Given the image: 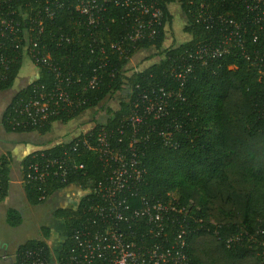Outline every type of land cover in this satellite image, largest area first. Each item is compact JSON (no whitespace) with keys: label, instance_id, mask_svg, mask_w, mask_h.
I'll list each match as a JSON object with an SVG mask.
<instances>
[{"label":"trees","instance_id":"trees-1","mask_svg":"<svg viewBox=\"0 0 264 264\" xmlns=\"http://www.w3.org/2000/svg\"><path fill=\"white\" fill-rule=\"evenodd\" d=\"M99 1L102 9L93 12L92 22L75 9V0L51 1L54 14L43 18L41 31L33 21L38 10L44 15L42 0L3 3L4 9L22 21L21 26H27L26 39L37 41L36 49L53 58L66 92L85 101L78 107L61 110L41 126L13 128L14 107L19 99L32 94L35 87L44 85L50 89L55 83V74L49 67L36 65V78L21 86L6 105L2 114L4 129L44 134L50 131L52 122L66 123L97 106L106 96L122 93L118 106L107 108L106 116L89 132H110L114 145L122 147L132 141L144 170L141 193L154 200L175 195L191 215L201 219L184 234L191 264H264V23L256 22V10L248 9L253 1L155 0L162 11L160 24L153 23L134 39L127 36H133L135 18L142 15L141 11H128L114 0ZM202 2L214 14H221L224 24L207 26L198 16L204 10ZM175 3L183 16L182 31L188 38L163 47L165 26L171 22V5ZM141 19L146 22L144 15ZM233 22L240 25L243 44H237L238 38L229 34L226 52L217 56L209 52L198 58L195 50L219 44L224 33L234 28ZM61 36L69 41L57 44ZM12 39L0 34V53L8 59L0 70V91L14 84L24 58L30 59V50L23 48L24 41ZM114 43H119L118 49L111 47ZM149 48H154L159 58L127 75L124 67L128 60L137 51ZM93 76L95 84L90 86ZM144 94L154 102H162L163 110L155 117V106V111L140 123L132 124L128 118L142 115L148 104ZM86 136L87 133L79 134L81 139ZM70 144H56L49 150H62ZM28 154L21 161L23 179ZM77 159L84 162V173L47 188L48 194L55 189L78 190L69 206H58L54 212L64 230L59 258L65 250L66 236L84 217L82 206L93 183L104 174L94 152L86 151ZM8 163L2 155L0 201L8 190ZM24 188L31 204L43 202L32 184ZM18 217L14 212L9 214L12 223ZM172 228L179 232L184 229L179 225ZM233 234H239L241 240L227 247L224 240ZM47 236L48 229L44 228L43 237ZM33 246L43 248L45 264H50V248L43 239L20 246L16 264H26L21 253Z\"/></svg>","mask_w":264,"mask_h":264},{"label":"built area","instance_id":"built-area-1","mask_svg":"<svg viewBox=\"0 0 264 264\" xmlns=\"http://www.w3.org/2000/svg\"><path fill=\"white\" fill-rule=\"evenodd\" d=\"M51 1L58 2L42 0L44 15L40 10L35 14L36 20L33 22L39 31L42 29L43 18H51L54 14V8L49 6ZM114 1L128 8V11H141L146 17V22H143L142 15L136 16L134 34L127 37H141L153 23L160 24L162 11L155 5V0ZM252 1L253 4L248 9L256 10V22L264 23V0ZM5 2L6 0H0V34L9 39L23 40V48L30 50V62L34 68L36 65L47 66L55 74V83L50 89H45L44 85L35 87L32 94L19 99L14 107L12 127L41 126L61 110L78 107L85 101L73 98L66 92L62 86L60 69L53 63V58L36 49L37 41L26 39L27 26H21L22 21L12 15V11L4 9ZM75 2V9L87 16L89 22L94 20L93 12L102 9L99 0ZM200 7L204 10L198 16L207 22V26L212 28L216 24H224L225 19L221 14H214L203 2ZM233 27L228 33H224L219 44L213 47L204 45L195 50V54H199L198 58L209 52L213 56L226 52L231 39L229 34H234L235 39L238 38L237 44L242 45L243 40L238 32L239 23L233 22ZM61 41L68 42L69 38L61 36L57 44ZM111 47L118 49L119 43L111 44ZM7 63L8 59L0 53V70L1 67H6ZM95 78L93 76L90 79V86L95 84ZM68 79L69 77H65L64 80ZM143 98L148 104L144 107L142 115L133 114L128 118L132 124L140 123L145 115L155 111V106V117L163 110L162 102H154L146 94ZM89 131L84 132L87 136L83 139L79 138V135L71 138L67 143L73 142L62 150H49L52 146L32 150L26 161L23 182L36 188L39 200L48 197V186L55 182H66L69 177L79 172L84 173V162L77 159L84 152H94L104 167L103 176L93 183L86 204L82 206L83 219L65 238V250L59 258V264H191L184 234L192 231L195 223L201 222V219L191 215L186 205L180 204L175 195L165 200H154L141 193L144 170L140 166L139 154L132 141L122 147L114 145L110 132L100 131L93 135ZM174 225L184 229H181V232L173 230ZM204 225L203 228L207 230L208 226ZM240 240L239 234H233L226 237L224 242L228 247ZM20 258L26 264L46 263L41 246L23 250Z\"/></svg>","mask_w":264,"mask_h":264},{"label":"crops","instance_id":"crops-1","mask_svg":"<svg viewBox=\"0 0 264 264\" xmlns=\"http://www.w3.org/2000/svg\"><path fill=\"white\" fill-rule=\"evenodd\" d=\"M31 69L25 70L24 73L28 74V72L34 71L35 75L33 65ZM20 76L21 74H19ZM34 78L31 77V80ZM15 83L16 81L10 88L0 91V157L5 155L9 160L8 190L5 197L0 201V264H16L18 248L30 240L39 239H43L50 248V264H59V250L64 237L63 223L54 214L48 213L47 216L48 205H42L44 202L51 201V203H55V209L58 206H69L78 190L75 187L66 190L55 189L48 194V197L42 203L31 204L27 199L24 188L21 161L32 150L53 146L55 144L54 141H45V139L53 136L54 131L63 130V126L67 122H52L50 131L44 134H38L36 131H6L2 124L3 111L13 94L24 85L15 87ZM10 212H14L19 216L13 223L9 220ZM28 228L31 229V233L27 235L26 229ZM44 228L48 229L46 238L43 237ZM10 231L18 234L11 243H9V238L5 235L6 232Z\"/></svg>","mask_w":264,"mask_h":264},{"label":"rangeland","instance_id":"rangeland-1","mask_svg":"<svg viewBox=\"0 0 264 264\" xmlns=\"http://www.w3.org/2000/svg\"><path fill=\"white\" fill-rule=\"evenodd\" d=\"M170 11L172 14V19L170 24L165 26L166 34L163 42V47H168L172 44H177L188 38L187 34H185L182 31L183 16L179 9V5L177 3L171 5ZM158 58L159 55L156 53V50L154 48L139 50L128 60L127 64L124 67L125 68L124 71L127 75H129L133 71H138L145 68V66H147L149 63L153 61H156ZM31 68H32V64L30 62V59L28 57H25L23 66L20 70L21 76L20 77L18 76V79L16 80L15 83L16 84L15 87H19V85L25 84L27 81L31 80V77H35L37 73L36 68L33 69L35 70V75H34V71L28 72V74L24 73L25 70H30ZM121 94L122 93L120 92H114L106 96L103 99V101H101L97 106L83 111L80 115L73 118L70 122H67L63 126L64 127L63 130H57L56 132L54 131V133L52 134L53 136L46 138L45 141L52 140L55 142L54 145L67 143L70 141L71 137L77 134L78 135L83 134L84 132L90 130L97 121L102 120L106 116L107 108L114 109L118 106V100ZM46 205H48L47 207L49 208V211L46 212V215L48 216V213L53 215L55 212V203H51V201H47L44 202L42 206H46ZM30 231L31 229L29 228L26 229L27 235L31 233ZM5 235L9 238V243H11V241L18 234L10 231V232H6Z\"/></svg>","mask_w":264,"mask_h":264}]
</instances>
